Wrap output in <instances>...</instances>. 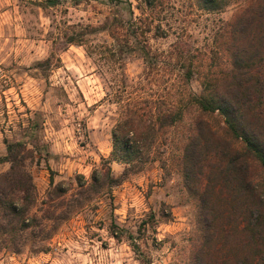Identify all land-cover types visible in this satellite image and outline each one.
I'll list each match as a JSON object with an SVG mask.
<instances>
[{
  "label": "rangeland",
  "instance_id": "obj_1",
  "mask_svg": "<svg viewBox=\"0 0 264 264\" xmlns=\"http://www.w3.org/2000/svg\"><path fill=\"white\" fill-rule=\"evenodd\" d=\"M259 1L0 0V157L4 139L25 142L32 212L46 225L25 231L18 253L0 245V264H204L183 154L198 121L225 124L192 98L229 72L228 24ZM127 117L153 128L143 161L111 189L80 196L78 181L110 156ZM109 165L115 176L125 167ZM8 168L0 162V173Z\"/></svg>",
  "mask_w": 264,
  "mask_h": 264
},
{
  "label": "trees",
  "instance_id": "obj_2",
  "mask_svg": "<svg viewBox=\"0 0 264 264\" xmlns=\"http://www.w3.org/2000/svg\"><path fill=\"white\" fill-rule=\"evenodd\" d=\"M205 2L210 9L224 4L223 0ZM135 26L133 23L132 36L140 33ZM227 33L229 72L207 79L203 93L192 98L201 112L210 115L217 111L225 125L213 128L201 121L196 123L184 149L183 180L187 188L198 192L200 200L204 225L200 261L264 264V0L236 16L228 24ZM143 55L148 58L145 50ZM190 76L187 71L185 77ZM149 133H154L150 125L136 123L133 118L118 122L111 133L110 156L93 168L89 183L78 181V194L109 190L122 181L135 162L143 161ZM4 143L7 153L0 162H8L9 168L0 173V245L18 253L24 244V232L35 231L34 227L44 231L46 225L32 212L35 185L24 163L32 153L25 149V142L4 139ZM111 161L125 164L121 174L112 173ZM193 179L201 182L200 187H192ZM49 184L60 195L67 190L53 183L51 171Z\"/></svg>",
  "mask_w": 264,
  "mask_h": 264
}]
</instances>
